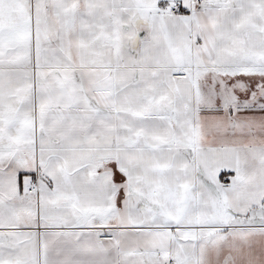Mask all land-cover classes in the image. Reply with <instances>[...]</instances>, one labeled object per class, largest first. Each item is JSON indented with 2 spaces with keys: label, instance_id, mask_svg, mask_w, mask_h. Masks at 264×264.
<instances>
[{
  "label": "snow or ice",
  "instance_id": "1",
  "mask_svg": "<svg viewBox=\"0 0 264 264\" xmlns=\"http://www.w3.org/2000/svg\"><path fill=\"white\" fill-rule=\"evenodd\" d=\"M0 264H264V0H0Z\"/></svg>",
  "mask_w": 264,
  "mask_h": 264
}]
</instances>
